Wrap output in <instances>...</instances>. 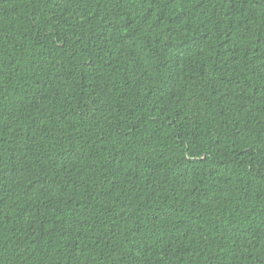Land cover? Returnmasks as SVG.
<instances>
[{"label": "trees", "instance_id": "16d2710c", "mask_svg": "<svg viewBox=\"0 0 264 264\" xmlns=\"http://www.w3.org/2000/svg\"><path fill=\"white\" fill-rule=\"evenodd\" d=\"M0 264H264V0H0Z\"/></svg>", "mask_w": 264, "mask_h": 264}]
</instances>
